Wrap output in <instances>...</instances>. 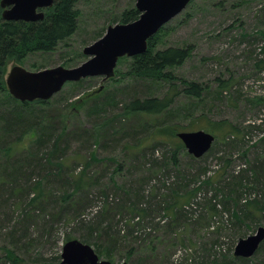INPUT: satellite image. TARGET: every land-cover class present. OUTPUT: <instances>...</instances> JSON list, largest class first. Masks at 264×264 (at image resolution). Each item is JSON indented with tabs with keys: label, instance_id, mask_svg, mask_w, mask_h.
Masks as SVG:
<instances>
[{
	"label": "rangeland",
	"instance_id": "374dc122",
	"mask_svg": "<svg viewBox=\"0 0 264 264\" xmlns=\"http://www.w3.org/2000/svg\"><path fill=\"white\" fill-rule=\"evenodd\" d=\"M135 3L78 0L77 32L53 52L9 62L5 82L17 65L78 66L88 59L83 49ZM160 40L159 49L192 47L172 87L130 78L129 57L113 79L67 83L38 109L36 122L56 132L42 148L39 131L18 137L6 129L14 105L8 89L0 93V264L58 263L74 239L111 264H240L238 241L264 227V191L253 184L256 177L264 184V0H192ZM182 80L201 84L202 97L180 94L159 115L125 114L135 99L179 91ZM221 121L233 133L210 129ZM174 124L214 134L210 151L196 159L177 140L152 149L167 138L158 129ZM239 208L255 217L244 220ZM108 226L117 245L103 236ZM256 257L244 259L264 262Z\"/></svg>",
	"mask_w": 264,
	"mask_h": 264
},
{
	"label": "trees",
	"instance_id": "16d2710c",
	"mask_svg": "<svg viewBox=\"0 0 264 264\" xmlns=\"http://www.w3.org/2000/svg\"><path fill=\"white\" fill-rule=\"evenodd\" d=\"M77 3L78 0H55L54 6L46 10L44 20L36 22L6 21L2 17V8L0 7V93L7 91L5 72L9 62L12 60L19 63L26 62V60L33 54L53 52L61 43L65 42L77 32L80 15L79 10L77 9ZM139 17L140 12L135 7H132L122 12L118 18H113L111 22L113 24L130 23L137 20ZM164 28L165 26L148 40V48L145 53L130 58L131 61L129 63V68L126 72L130 78L144 81L152 86L155 85L153 87L156 89L165 83H168L169 86L171 85L172 87L173 80H175L173 70L184 64L192 53L191 46H187L186 48L168 47L166 49H159V43L161 42L160 35ZM123 59L127 58H122L119 62ZM33 68L36 70L42 69V67L37 66H33ZM84 80H81L80 82ZM181 87L179 91L170 88V92H168L166 96L161 99L149 96L144 99H135L127 107L125 114L159 115L172 107L176 101V97L180 94H184L186 97L193 96V98H200L204 92L201 84L195 82L182 80ZM147 89H149V87H147ZM94 94H90L86 99H91ZM104 99H107L110 105L116 103L117 100V98ZM6 102L14 105V107H12V112H8L7 116L9 120L7 119L8 122H6V129L8 131L12 130L13 132H16V134H20L18 137H21L32 130H35L36 132L39 131V135L36 138L39 148L47 146L56 136V132L53 129L54 127L51 124L47 127H43L36 122L38 120L37 118L40 116L38 114V109H45L50 101L36 100L33 102H21L9 95L7 96ZM78 102L80 103V101ZM2 104L5 105V102L3 101ZM106 104H103V106L108 107L109 104ZM105 109L106 108H104V110ZM4 117H6L5 114L2 118ZM216 125L217 127L215 128ZM227 125L230 127V130L226 128ZM209 127L216 132L218 130L224 131L226 129L225 132L228 131L233 133L234 126H230L228 121H221L219 123L210 124ZM179 128L178 124H174L171 127H163L161 131L158 129V133H160L159 135L167 138L162 140V142H156L152 149H154L159 143L169 144L173 140L178 141V149H184V144L177 136L178 132H180ZM10 151L11 150L5 152L9 153ZM164 158L169 157L164 156ZM172 158L176 160L174 154L172 155ZM56 165L61 167L63 164L60 163ZM17 173V180L19 183V179L24 176L22 171ZM257 179L258 177L254 178L256 182L253 184H255L256 188L259 190L264 191L263 181ZM38 184L40 185L41 183ZM238 213L246 221L251 217H255L248 214L249 212H247L245 208H239ZM102 226V223H98L94 226L91 232H89L90 237L93 238L94 234ZM113 235L114 233L110 226L103 229V236L110 242V244L117 245L116 240L112 237ZM103 248H105L107 255L111 256L114 253L115 246L113 249L104 246ZM99 250L101 251V249ZM129 255H131V253H129ZM255 255H257V257L262 255L264 261V241L261 243L254 256ZM237 259L236 260L240 264L249 263V259ZM225 260L228 264H231V260ZM262 264H264V262Z\"/></svg>",
	"mask_w": 264,
	"mask_h": 264
},
{
	"label": "water",
	"instance_id": "95a60500",
	"mask_svg": "<svg viewBox=\"0 0 264 264\" xmlns=\"http://www.w3.org/2000/svg\"><path fill=\"white\" fill-rule=\"evenodd\" d=\"M140 17L130 23L110 25L104 35L83 49L88 57L76 67L56 66L29 71L14 66L6 78L9 93L21 102L49 100L69 82L89 77L109 79L115 75L122 57H133L147 51L148 40L164 25L179 15L191 0H135ZM55 0H1L2 17L6 21L36 22L44 20L41 9L54 6ZM178 137L188 153L195 158L203 157L213 146L215 136L206 130L180 131ZM264 241V227L255 234L241 238L235 246L238 258H251ZM58 263L44 264H111L100 259L87 243L74 239L68 241ZM122 264H127L126 262Z\"/></svg>",
	"mask_w": 264,
	"mask_h": 264
},
{
	"label": "flooded vegetation",
	"instance_id": "af4514ba",
	"mask_svg": "<svg viewBox=\"0 0 264 264\" xmlns=\"http://www.w3.org/2000/svg\"><path fill=\"white\" fill-rule=\"evenodd\" d=\"M54 4H55V2H54ZM53 7V6H52ZM52 7H50V8H52ZM50 8H46V9H41L44 13H46V10H48V9H50Z\"/></svg>",
	"mask_w": 264,
	"mask_h": 264
},
{
	"label": "bare ground",
	"instance_id": "6f19581e",
	"mask_svg": "<svg viewBox=\"0 0 264 264\" xmlns=\"http://www.w3.org/2000/svg\"><path fill=\"white\" fill-rule=\"evenodd\" d=\"M258 180V179H257ZM251 193V192H250ZM247 198V197H246Z\"/></svg>",
	"mask_w": 264,
	"mask_h": 264
}]
</instances>
